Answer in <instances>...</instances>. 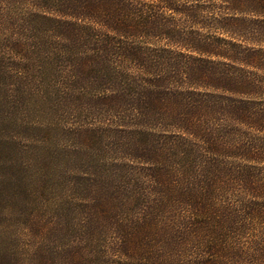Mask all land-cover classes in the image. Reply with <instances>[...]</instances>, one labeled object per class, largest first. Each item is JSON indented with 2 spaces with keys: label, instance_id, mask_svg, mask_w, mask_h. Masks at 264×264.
Segmentation results:
<instances>
[{
  "label": "trees",
  "instance_id": "1",
  "mask_svg": "<svg viewBox=\"0 0 264 264\" xmlns=\"http://www.w3.org/2000/svg\"><path fill=\"white\" fill-rule=\"evenodd\" d=\"M13 82L126 155L79 185L102 249L56 264H264V0H0Z\"/></svg>",
  "mask_w": 264,
  "mask_h": 264
},
{
  "label": "rangeland",
  "instance_id": "2",
  "mask_svg": "<svg viewBox=\"0 0 264 264\" xmlns=\"http://www.w3.org/2000/svg\"><path fill=\"white\" fill-rule=\"evenodd\" d=\"M79 109L18 82L0 85V264H38L40 258L56 264L81 249H102L98 242L82 243L94 211L79 202V187L107 176L95 170L96 163L126 155L110 149L108 137L102 144L81 140L87 123L102 126L96 113L80 115ZM97 233L114 242L113 234ZM76 245L80 253L72 252Z\"/></svg>",
  "mask_w": 264,
  "mask_h": 264
}]
</instances>
